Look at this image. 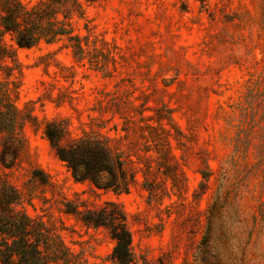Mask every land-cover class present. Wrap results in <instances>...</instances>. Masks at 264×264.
I'll use <instances>...</instances> for the list:
<instances>
[{
    "label": "rangeland",
    "instance_id": "374dc122",
    "mask_svg": "<svg viewBox=\"0 0 264 264\" xmlns=\"http://www.w3.org/2000/svg\"><path fill=\"white\" fill-rule=\"evenodd\" d=\"M80 1L83 61L65 42L8 61L26 123L17 165L0 176L89 264H104L114 243L66 214L67 202L120 205L140 263L203 264L206 249L210 264H264L263 0ZM54 121L65 143L98 136L121 153L136 175L130 192L76 182L44 134ZM217 198L223 213L209 222Z\"/></svg>",
    "mask_w": 264,
    "mask_h": 264
},
{
    "label": "trees",
    "instance_id": "16d2710c",
    "mask_svg": "<svg viewBox=\"0 0 264 264\" xmlns=\"http://www.w3.org/2000/svg\"><path fill=\"white\" fill-rule=\"evenodd\" d=\"M84 17L80 0H42L31 9L18 0H0V169L12 170L17 165L24 147L22 131L26 123L12 95L18 87L12 81L14 70L8 61H15L19 49H33L42 42L48 45L65 42V48L72 49L77 60L83 61L90 42L75 34L74 20ZM262 22L264 28V0ZM259 97L264 103V91ZM262 108L260 149L264 154V104ZM44 134L76 182L89 183L104 192H130L136 175L126 168L122 154L107 140L87 135L65 143L68 128L56 121L45 125ZM238 141L241 146L236 151L248 153L249 135ZM204 178L207 180L208 176ZM218 202L217 198L211 206L209 222L223 213ZM24 205L23 194L0 176V264H89L83 253L65 244L52 225L41 217H31ZM64 206L66 214L76 217L88 229H103L114 243L104 264H157L145 259L140 263L134 252L128 217L116 202L109 201L93 209H81L74 201ZM208 240L209 237L207 246ZM199 258L203 264L212 262L206 249Z\"/></svg>",
    "mask_w": 264,
    "mask_h": 264
}]
</instances>
